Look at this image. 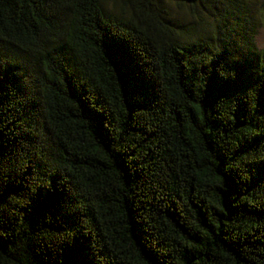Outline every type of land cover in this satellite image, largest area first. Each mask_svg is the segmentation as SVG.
I'll list each match as a JSON object with an SVG mask.
<instances>
[{
	"label": "trees",
	"instance_id": "1",
	"mask_svg": "<svg viewBox=\"0 0 264 264\" xmlns=\"http://www.w3.org/2000/svg\"><path fill=\"white\" fill-rule=\"evenodd\" d=\"M170 1L0 0V264H264V0Z\"/></svg>",
	"mask_w": 264,
	"mask_h": 264
},
{
	"label": "rangeland",
	"instance_id": "2",
	"mask_svg": "<svg viewBox=\"0 0 264 264\" xmlns=\"http://www.w3.org/2000/svg\"><path fill=\"white\" fill-rule=\"evenodd\" d=\"M129 1L130 0H105L104 8L107 13L111 15L119 16L120 14L122 15V13L126 12V11L122 12L121 10V8L124 6V2L125 3L127 2L128 4V6H126V9L128 10L130 8ZM157 1L163 12L170 20H173L179 24L191 25V23H189L190 16H188V13L186 12L185 8H183L182 6H178L176 3L171 2L170 0H157ZM261 1L262 0H259V2ZM199 29L207 30V26L206 29L204 28V26H199ZM205 32H204L205 36H209V31H205ZM256 43L258 48L264 47V27H260L257 30Z\"/></svg>",
	"mask_w": 264,
	"mask_h": 264
}]
</instances>
